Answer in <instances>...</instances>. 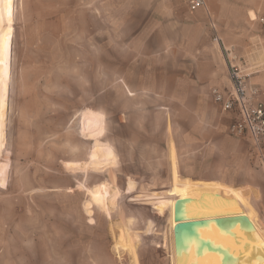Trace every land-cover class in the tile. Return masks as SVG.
I'll use <instances>...</instances> for the list:
<instances>
[{
    "label": "rangeland",
    "instance_id": "1",
    "mask_svg": "<svg viewBox=\"0 0 264 264\" xmlns=\"http://www.w3.org/2000/svg\"><path fill=\"white\" fill-rule=\"evenodd\" d=\"M131 5L145 33L110 25L124 0H0V264H176V222L264 215V173L211 93L230 89L219 45L264 66L251 12L217 33Z\"/></svg>",
    "mask_w": 264,
    "mask_h": 264
},
{
    "label": "crops",
    "instance_id": "2",
    "mask_svg": "<svg viewBox=\"0 0 264 264\" xmlns=\"http://www.w3.org/2000/svg\"><path fill=\"white\" fill-rule=\"evenodd\" d=\"M131 1L132 0H124V7H122L118 11V15L115 14L114 22H113V19H110V25L121 27V30L123 33H128L130 32V29L132 27H136V25H140V29L138 30V32L145 33L147 30L146 28L149 27L151 22L149 20H145V21L135 20L134 21V16H135L134 13H136L137 9L132 7ZM188 1L189 0H162V3L164 5L163 9L158 8L154 10L152 14H146L145 16L147 17L170 16L171 18H177L178 20H180L182 25H185V26L188 25L190 27H194V29L195 27L197 28L198 26L196 22V18L200 17L205 20L204 22L207 25L213 26L215 32L218 33V32H225L228 30L233 31V32H240L242 29L241 26L238 24L232 23L230 20H232L233 18H236L238 21L239 20L246 21V19H248V12H251L252 17L249 16V19H250L249 21L253 22V25L256 24V27L258 29L257 31L260 33V36H264V26H262L257 21L259 17L264 16V0H205L206 6L203 8H197V9H190L188 6ZM112 16H113L112 10H110V18ZM172 24H174L173 21H172ZM137 42L138 41H136L135 44ZM127 43L128 42L124 44V47H127ZM133 47L142 48L144 46L141 44V45H136ZM220 76H221L220 73L217 71L212 70L210 72V80H212L214 84L218 82V79L221 78ZM248 77H249L248 78L249 82L259 89V100L264 103V66H262L261 70L254 71L252 74H249ZM214 88L218 89L221 92H225L224 89L222 90V88H219L218 86L216 87L214 86ZM216 105L220 108L218 104ZM226 113H229L233 116L231 112H226ZM228 127H227V131H228ZM243 138H245L249 142V144H251L248 137H243ZM253 190H254V193L256 191L259 192L260 187L254 186ZM183 194L186 197L187 196H191V197L197 196V194H195L194 191L191 192L188 189L183 190ZM227 198H229L228 199L229 201L237 200L236 196H228ZM192 202H193L192 200L188 201L186 199L183 205L187 206L188 203H192ZM193 203H192L193 205L198 204V202H193ZM261 208H262L261 205H259L258 207H254V210L257 215V219H255L253 214H251L248 211L242 210V212H246L249 215H251L256 220V223L260 226V228L264 232V215H262ZM181 213H184V211H181ZM184 215L185 214H181V216H184ZM254 233L264 245V238L256 230L254 231Z\"/></svg>",
    "mask_w": 264,
    "mask_h": 264
},
{
    "label": "bare ground",
    "instance_id": "3",
    "mask_svg": "<svg viewBox=\"0 0 264 264\" xmlns=\"http://www.w3.org/2000/svg\"><path fill=\"white\" fill-rule=\"evenodd\" d=\"M205 221L210 224L175 251L176 264H264V245L254 231L263 238L264 232L251 215L240 211Z\"/></svg>",
    "mask_w": 264,
    "mask_h": 264
},
{
    "label": "built area",
    "instance_id": "4",
    "mask_svg": "<svg viewBox=\"0 0 264 264\" xmlns=\"http://www.w3.org/2000/svg\"><path fill=\"white\" fill-rule=\"evenodd\" d=\"M190 9L203 8L205 0H189ZM257 21L264 26V16ZM220 44L218 38H215ZM225 61L230 89L221 92L212 89L213 101L218 104L223 112H231L234 116L228 127V132L237 137H248L251 147L264 173V103L259 100V89L249 82L248 75L229 59L230 50L224 45L220 47Z\"/></svg>",
    "mask_w": 264,
    "mask_h": 264
},
{
    "label": "water",
    "instance_id": "5",
    "mask_svg": "<svg viewBox=\"0 0 264 264\" xmlns=\"http://www.w3.org/2000/svg\"><path fill=\"white\" fill-rule=\"evenodd\" d=\"M207 224H210V222L205 220H188L177 222L173 229L176 254L178 255L183 249L184 242L190 241L192 237L195 238L194 235L198 229Z\"/></svg>",
    "mask_w": 264,
    "mask_h": 264
}]
</instances>
